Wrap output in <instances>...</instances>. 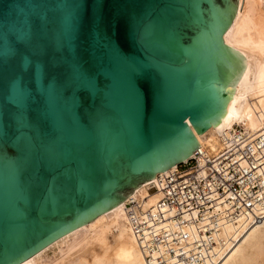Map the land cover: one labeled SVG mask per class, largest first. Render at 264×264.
Segmentation results:
<instances>
[{
    "label": "water",
    "instance_id": "obj_1",
    "mask_svg": "<svg viewBox=\"0 0 264 264\" xmlns=\"http://www.w3.org/2000/svg\"><path fill=\"white\" fill-rule=\"evenodd\" d=\"M237 0H0V264L178 163L245 64Z\"/></svg>",
    "mask_w": 264,
    "mask_h": 264
},
{
    "label": "built area",
    "instance_id": "obj_2",
    "mask_svg": "<svg viewBox=\"0 0 264 264\" xmlns=\"http://www.w3.org/2000/svg\"><path fill=\"white\" fill-rule=\"evenodd\" d=\"M230 134L216 154L196 147L147 180L145 191L158 194L153 204L143 207L146 196L125 198L128 226L145 264H215L234 242L226 226L258 219L264 208V131L251 141L240 126Z\"/></svg>",
    "mask_w": 264,
    "mask_h": 264
},
{
    "label": "bare ground",
    "instance_id": "obj_3",
    "mask_svg": "<svg viewBox=\"0 0 264 264\" xmlns=\"http://www.w3.org/2000/svg\"><path fill=\"white\" fill-rule=\"evenodd\" d=\"M220 37L224 45L245 59V64L224 115L215 126L209 125L196 134L185 119L197 147L207 155L220 151L225 145L221 142L223 136H231L236 126L241 127L242 133L247 134L250 141L264 131V0H237L233 17ZM175 164L160 173L168 172ZM158 173L155 172L154 177ZM145 182L128 194L134 198L146 196L143 207L153 204L158 197L157 193L145 191ZM124 201L68 229L16 264H145L128 226ZM260 213L258 219L240 218L236 225L226 226L234 242L220 253L215 264H264V208ZM62 237L73 240L65 251L59 250L56 257L47 263H40L42 255L59 244Z\"/></svg>",
    "mask_w": 264,
    "mask_h": 264
},
{
    "label": "rangeland",
    "instance_id": "obj_4",
    "mask_svg": "<svg viewBox=\"0 0 264 264\" xmlns=\"http://www.w3.org/2000/svg\"><path fill=\"white\" fill-rule=\"evenodd\" d=\"M60 240H62V241L59 244L54 245L52 248L48 249L42 255V258L39 260L40 263H47L48 260H50L53 257H56L58 255V253H59V250H64L65 251L66 247L69 246V244H71L73 239L71 237H68V238H65V239H64V237H62Z\"/></svg>",
    "mask_w": 264,
    "mask_h": 264
}]
</instances>
